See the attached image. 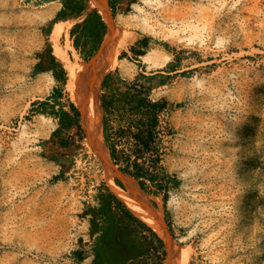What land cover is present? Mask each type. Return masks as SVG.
Listing matches in <instances>:
<instances>
[{"label": "rangeland", "instance_id": "obj_1", "mask_svg": "<svg viewBox=\"0 0 264 264\" xmlns=\"http://www.w3.org/2000/svg\"><path fill=\"white\" fill-rule=\"evenodd\" d=\"M106 4L130 42L108 73L110 89L103 88L105 77L100 84L97 151L80 112V128H59L50 99L60 90L71 112L68 79L95 56H77L62 23L48 36L52 19L41 0H0V264H90L99 240L95 216L108 192L157 233L125 201V179L124 188L115 182L118 165L108 146L120 158L131 154L127 130L136 131L140 118L121 107L122 95L166 104L156 147L171 181L155 194L150 182L140 190L174 245L186 251L183 264H264V0ZM143 39L150 47L136 56L130 48L142 49ZM51 51L65 81L34 72L38 58L50 65ZM112 94L106 112L102 98ZM153 159L147 154L144 162ZM124 218L138 248L148 250L138 264H170L159 234L165 253L149 231Z\"/></svg>", "mask_w": 264, "mask_h": 264}, {"label": "trees", "instance_id": "obj_2", "mask_svg": "<svg viewBox=\"0 0 264 264\" xmlns=\"http://www.w3.org/2000/svg\"><path fill=\"white\" fill-rule=\"evenodd\" d=\"M60 2L62 3L63 7L59 11L53 22L62 19L68 13L77 17L84 16L83 23L75 25V27L71 30V39L73 41V45L77 50H83L86 47L87 39L90 38L95 42V47L93 50H97L103 40V37L106 34L107 26L102 20L101 15L95 9L93 2L89 3V0H60ZM116 2L117 0H109V6L111 9L114 8ZM89 5L94 9L88 11ZM80 25H82L83 28L78 32L77 29L78 27H80ZM140 43L142 48L145 49L148 47L147 39L141 40ZM144 49L139 50L134 46L130 48V50L136 56L144 55L146 52ZM123 54L125 55L126 52H123ZM51 60L52 62L55 61V57L53 55H49L50 65H52L53 67L50 68L53 70V76L59 81H65L64 69L58 62H54L53 64ZM57 66L60 67V74L56 69ZM88 66L89 62L85 64V67ZM40 71H42V67H34L35 73H38ZM108 78V75H106L103 82V87L107 83ZM59 95L60 93L57 92L54 98L55 101L52 104L53 106L51 107L52 111L56 113L54 115H56L59 120V128L61 127L65 129H71L74 128V126L80 128V124L75 117L79 115V111L76 109L74 104H70V114L64 111L62 108L58 109L59 111H55V105L58 102L57 99L59 98ZM45 103L46 102L41 103V105H43V109L48 105ZM110 105H112V100L106 101L104 98H102V106L105 111ZM165 105V103H161L158 105L157 103L152 102L146 96L140 98V100H138L137 106L131 109L132 113L139 114V111L141 109H146L147 111L140 113L141 117L137 120L134 126L136 128V131H132L131 127L127 130V133L132 139V144L130 146L131 154L124 153L122 158H120L117 155L116 148L114 146H108L110 150V156L114 164L118 165V169L124 174L133 177L142 190H146L147 182H150L157 188L156 190L151 191V193L154 194L158 193L159 189H162L163 187L168 188V186L166 185L171 181V179L169 178V176H167V174H165L163 167L161 166L162 156L156 147L158 129L160 125L159 111L164 110L166 108ZM56 131H54V133ZM147 154H152L154 156V159L151 161V165H148L146 162H144L146 161ZM132 158L134 159L131 160ZM160 176H163V181L161 180ZM115 182L119 187L124 188L123 184L119 180H116ZM165 193L166 194L164 199L167 198V192ZM102 196L100 202L103 204L98 208L96 216L108 215L111 209L110 200L114 198L117 204L122 207L123 215L128 217L131 221L139 223V225L149 231V233L154 237L158 246L165 253L163 241L160 239L158 234L150 228V226L136 218L131 212L126 209L123 203L111 193H108L105 198H102ZM128 229L129 228L127 227V225L121 220H119L118 222H112L107 227L101 229L98 245L94 249V259L91 264H136L134 263V261L138 257L147 254V249L142 250L138 248L135 241L131 237V232H129ZM105 251L108 252L107 256H104ZM74 255L78 262H81L83 260L81 252L75 251Z\"/></svg>", "mask_w": 264, "mask_h": 264}, {"label": "bare ground", "instance_id": "obj_3", "mask_svg": "<svg viewBox=\"0 0 264 264\" xmlns=\"http://www.w3.org/2000/svg\"><path fill=\"white\" fill-rule=\"evenodd\" d=\"M93 1L108 25L110 35L101 44L90 67L85 72H79L68 79L66 89L81 114L82 123L91 147L99 151L101 140L100 84L105 75L117 66L118 55L127 48L130 37L121 30L119 23L110 16L106 0ZM55 36H52L53 41L56 38ZM124 179L126 187L125 201L128 206L146 220L164 240L170 264H183L187 253L179 250L171 241L165 229L162 215L153 210L143 200L142 191L135 180L128 177H124Z\"/></svg>", "mask_w": 264, "mask_h": 264}, {"label": "crops", "instance_id": "obj_4", "mask_svg": "<svg viewBox=\"0 0 264 264\" xmlns=\"http://www.w3.org/2000/svg\"><path fill=\"white\" fill-rule=\"evenodd\" d=\"M41 2L43 3V4H45V5H49V8H48V11L46 12L47 13V15H49L50 16V18L52 19V28H51V31H50V33H49V37H50V35H51V33H52V31H53V28H54V25L56 24V23H62L63 24V32H62V34H64V36H66L67 34H68V36L71 38V30L75 27V25H77V24H82L83 23V21H84V16H79V17H77V16H73V15H70L69 13L68 14H66L65 15V17H63L62 19H59V20H57L56 22H53V20L56 18V16H57V14L59 13V11L62 9V7H63V5H62V3L60 2V0H41ZM92 9L90 8V6H89V9H88V11H91ZM98 11V10H97ZM99 13V12H98ZM100 14V13H99ZM101 15V14H100ZM102 17V16H101ZM102 20L105 22V20L103 19V17H102ZM105 24H106V26H107V23L105 22ZM82 28H83V26L82 25H80V27H78V29H77V31L79 32V31H81L82 30ZM108 28V27H107ZM107 32V31H106ZM109 35H110V32H109ZM109 35H107V37L105 38V40L108 38V36ZM105 37V36H104ZM104 37H103V40H104ZM102 40V41H103ZM104 40V41H105ZM103 41V42H104ZM103 42H101V44L103 43ZM100 44V45H101ZM100 45H99V48H100ZM80 46H81V43H80ZM50 47H51V45H50ZM44 48L43 50H53V48L51 47V48ZM94 47H95V42L94 41H92L90 38H88L87 39V42H86V47L83 49V50H72V51H74V53L77 55V56H79L80 58H82V59H86V60H90L91 58H93L96 54H97V52L99 51V48L97 49V50H93L94 49ZM150 47V44L148 43V47L147 48H145V49H148ZM143 49V48H142ZM50 55H53L54 57H55V55H54V53L51 51L50 52ZM51 62H52V60H51ZM55 63L57 62V58L55 57V61H54ZM54 62H52L53 64H54ZM35 66H40V67H42V71H40V72H38V73H45V72H51V73H53V70L52 69H50V68H53L52 67V65H50V66H48V65H46V63H45V60H42L41 61V58H38V60L36 61V63H35ZM34 66V67H35ZM151 75H155V73H153V74H151ZM106 77V76H105ZM108 81H107V83L105 84V86L103 87L104 89L105 88H107L108 90L110 89V87H111V79H112V74L110 73V74H108ZM105 79V78H104ZM58 81V80H57ZM59 91L60 90H57V92L59 93ZM57 92H56V94H57ZM56 94L54 93L53 94V97L52 98H50L51 100H53V102H52V104L54 103V98H55V96H56ZM116 96L115 94H112L111 95V97L110 98H107V96H103L104 97V99L106 100V101H109V100H114V96ZM122 95V94H121ZM123 97H122V99H120V101H119V103H120V105H121V107H123V108H125L126 107V109H132V108H134L135 106H137V103H138V100H140V98H139V96H137V95H133V96H129V97H125L124 95H122ZM58 100V102H57V104L55 105V111L57 110V111H59L58 109H63L64 111H66V112H68L69 114L71 113L69 110H66L65 109V107L64 106H62V104L60 103V98H58L57 99ZM152 101V100H151ZM153 102V101H152ZM113 103H115V101H113ZM112 103V104H113ZM159 105V104H158ZM70 108V107H69ZM109 110H110V106L108 107V109L106 110V112H109ZM145 111H147L146 109H141L139 112L140 113H142V112H145ZM131 112H132V110H131ZM159 112H161V111H159ZM139 113V116L141 117V114ZM107 116V115H106ZM72 129V128H71ZM121 183H122V180L120 179L119 180ZM123 184V183H122ZM118 186V185H117ZM119 187V186H118ZM108 193H111L113 196H115L119 201H121L119 198H118V196L117 195H115L113 192H108ZM108 195V194H107ZM106 197V195H103L102 196V198H105ZM110 207H111V209H110V211H109V213H108V215H105V216H101V215H98V216H96V221H99V224H100V228L98 229V232H96L97 234H99V237H98V239L100 238V233H101V229H103L104 227H107L109 224H111L112 222H118L119 220H121L123 223H125L126 225H127V221H126V219L124 218L125 217V215H123V211H122V207L119 205V204H117V202H116V200L114 199V198H112L111 200H110ZM132 237V239L134 240V241H136V238H135V236H131ZM99 241V240H98ZM144 256V255H143ZM143 256H141V257H138L135 261H134V263H136V264H138V263H140V259L143 257ZM93 259H94V257L91 259V261H90V264L92 263V261H93Z\"/></svg>", "mask_w": 264, "mask_h": 264}, {"label": "water", "instance_id": "obj_5", "mask_svg": "<svg viewBox=\"0 0 264 264\" xmlns=\"http://www.w3.org/2000/svg\"><path fill=\"white\" fill-rule=\"evenodd\" d=\"M90 1V0H89ZM99 12V11H98ZM107 27H108V25H107ZM103 42V41H102ZM92 59V58H91ZM90 59V60H91ZM89 60V61H90ZM88 61V62H89ZM110 155V154H109ZM110 158H111V156H110ZM111 160V159H110ZM111 165H113L112 164V162H111ZM114 173H115V175H117V177L119 178V179H123L124 180V177H131V176H129V175H126V174H124L123 172H121L119 169H115V171H114ZM131 178H133V177H131ZM135 180V179H134ZM138 184V183H137ZM139 186V185H138ZM140 187V186H139ZM141 189V188H140ZM142 190V189H141ZM161 239V238H160ZM162 240V239H161ZM163 241V240H162Z\"/></svg>", "mask_w": 264, "mask_h": 264}]
</instances>
